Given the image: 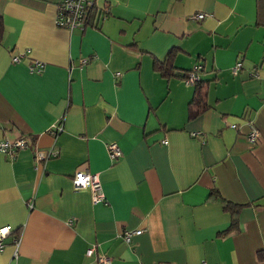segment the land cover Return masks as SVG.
<instances>
[{
	"label": "crops",
	"instance_id": "obj_1",
	"mask_svg": "<svg viewBox=\"0 0 264 264\" xmlns=\"http://www.w3.org/2000/svg\"><path fill=\"white\" fill-rule=\"evenodd\" d=\"M61 1L0 0V141H28L0 152V264H264V0H94L73 31ZM198 63L191 113L181 75Z\"/></svg>",
	"mask_w": 264,
	"mask_h": 264
},
{
	"label": "built area",
	"instance_id": "obj_2",
	"mask_svg": "<svg viewBox=\"0 0 264 264\" xmlns=\"http://www.w3.org/2000/svg\"><path fill=\"white\" fill-rule=\"evenodd\" d=\"M94 6V0H62L57 5V11L55 16V23L57 26L67 29L68 31H73L75 29L84 30L87 26L88 13ZM206 14L200 12L194 17L197 19L204 18ZM13 61L19 62L20 56L13 58ZM43 63L38 60H33L29 67L37 70L43 68ZM241 68V63L237 62L232 67V73L236 74ZM201 64L194 65L191 69L187 70L182 76V80L187 85H195L201 80ZM248 139L250 143H255L259 137V131L256 127L249 123ZM165 142V140L163 141ZM28 141L25 137H18L13 141L1 140L0 141V152L4 153L11 159L15 158L17 152L25 147H27ZM107 150L109 157L115 159L121 155V149L117 142L110 141L107 143ZM56 151L50 150L48 154H38L40 157H50L54 155ZM72 183L75 189H87L90 192L91 201L93 203H99L105 201V196L103 193L102 183L96 173H91L88 170L77 169L72 175ZM11 232V227L9 225L0 226V250L3 247V240ZM141 230H127L124 231L123 237L126 241H129L133 234H139ZM16 244L18 243V238L16 239ZM94 252V247H89L86 250L87 255H92ZM111 259L108 255H99L97 258L98 264H110Z\"/></svg>",
	"mask_w": 264,
	"mask_h": 264
},
{
	"label": "trees",
	"instance_id": "obj_3",
	"mask_svg": "<svg viewBox=\"0 0 264 264\" xmlns=\"http://www.w3.org/2000/svg\"><path fill=\"white\" fill-rule=\"evenodd\" d=\"M158 70H160L161 74L165 77H169L172 75L171 72H169L167 69H165L164 64H157ZM184 75V73L181 75V77ZM193 97L190 100L188 106L189 111L192 112H200L204 110L207 107L206 104V95L208 90V84H204L201 80L198 81L195 85ZM211 193L214 194V191H211ZM224 207L229 209L231 212L236 213L239 209V207L235 204H232L231 202L224 201ZM236 221L233 222V227L236 226Z\"/></svg>",
	"mask_w": 264,
	"mask_h": 264
}]
</instances>
